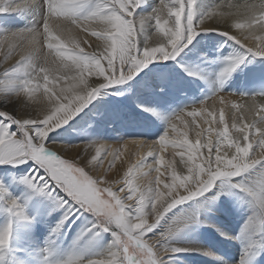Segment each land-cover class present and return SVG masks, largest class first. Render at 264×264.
Instances as JSON below:
<instances>
[{"label":"rangeland","instance_id":"obj_1","mask_svg":"<svg viewBox=\"0 0 264 264\" xmlns=\"http://www.w3.org/2000/svg\"><path fill=\"white\" fill-rule=\"evenodd\" d=\"M35 1L27 8L0 14V40L3 41V47H0V81L4 80L3 74L6 69L17 66L21 52L27 55L31 47L25 41L22 48L13 51L11 55L6 57L5 52L9 50L8 41L12 40V37L9 35L5 38L2 35L39 25L43 8L41 0ZM212 1L216 2L213 4ZM228 1H232L231 4L236 3L242 6L246 4L258 5L262 2V0H205L204 5L210 9L222 3L227 4ZM199 2L201 0H196L195 4L197 14H206L203 11V4ZM166 3H172V0H166ZM160 4L161 0H142L140 6L135 10L133 18L134 22H137V40L140 45L148 41L155 42L159 36L155 27L153 11ZM163 11L167 14V9ZM98 23L95 21L89 23L87 32L81 31L82 28H77L76 31L65 30L63 33L56 32L53 34L60 35L65 43H67L66 37L76 40L85 51H97L96 48L92 47L93 43L85 41L84 37L100 43L102 40L91 34L93 31H103ZM244 24V28L228 29L229 34H226V31H200L191 42L181 48L175 57L168 60H154L139 69L130 79L100 89L98 94L79 112L75 113L55 131L50 132L47 142L54 141L61 144L57 145V148L62 147V145L72 146L65 149L64 154L66 156L61 153L64 158L72 159L80 167L85 166L86 158L92 163L94 162L98 172H101L99 174L101 187H111L113 191H117L118 189L114 188L112 184L116 169L124 159L122 157L123 143L133 136L142 138L145 143L149 142L158 147L155 149L157 151L153 150L152 153L148 151L151 155L147 151L139 157L132 155V159L135 161L133 164L135 167L139 165V172H142V186L135 185V180H132V186L141 190L149 185L156 186V156L159 153L158 150L163 149L165 161L162 164V170L164 175L163 178H160L162 183L159 187L161 191H167L165 185L172 182L171 172L173 170L178 176L188 174L187 167L180 163L178 155L183 149L172 144L161 145L159 142V137L165 131H167L168 140L182 139L178 132L169 125L177 114L180 113L182 120L174 118L173 123L177 125V129L187 131L189 140L195 142L197 139L196 131L203 132L208 127V124L205 123L208 112L214 114L212 127L222 130L223 124L219 123V115L223 111L229 126L230 138L240 137L243 144V134L231 127L233 116H236L237 124L242 126L243 122L239 119L241 112L248 120H252L255 117L249 112V109L255 106V110H260V105H264V89H257L255 87L256 82L253 80L261 75L264 76V56H255L248 52L246 46L237 43L230 36L247 37L243 42L247 46H254L260 43L255 40L254 36H264V27L254 26L253 29L249 30L247 23ZM195 26L197 29L200 27L199 24ZM40 31L43 32L42 24ZM19 39V37L16 38L15 42H18ZM37 47L40 50L39 60L34 57L26 60L23 70L32 72L31 65L33 63L48 68L50 70L48 87L57 91L60 89V82L57 83L53 80L51 66L62 58L55 49L46 47L43 36L40 37ZM238 57H244L243 61L229 75L221 77V70L228 66L232 59ZM102 64L106 67V61H102ZM185 67L188 68V71ZM256 70H258V75L254 74ZM43 75L40 73L39 78L34 80V90L31 93L22 92L19 96L9 90L10 87L18 89V83L12 86L0 84V110L10 113L14 118H35L39 115L41 106L47 103ZM157 76L160 77L161 81L153 82ZM175 77L180 79L186 77L189 79L186 82L191 86L182 89L183 92L181 93L176 90L172 91L173 88L170 85L173 83L171 80ZM22 78V75L18 74L14 79L19 81ZM191 78L196 80L192 81ZM37 83L40 87L35 89ZM140 90L143 91L141 94L138 93ZM18 110L21 112V116H18ZM193 111L197 113L195 117L190 115ZM207 118L213 119V117ZM89 121L96 126L103 127L99 138L97 135L94 137V133L90 136L85 134L83 126ZM197 124L200 125L199 128H197ZM16 128L17 125L13 124V129ZM134 133L135 135H132ZM212 136L215 143V133ZM200 139L205 141L206 137L202 134ZM100 141L110 142L112 146L109 148L95 146ZM109 150H111L110 154L102 164L101 161H104ZM225 151L231 155L234 149L225 148ZM260 151L257 149L251 154L258 156ZM202 152L206 155L208 149H202ZM186 159L187 156L185 155ZM173 161H175L174 168H168V164ZM32 163L31 160L20 164L0 163V226L6 223L12 227L11 237L7 244L9 250L3 251L8 264H17L11 256L15 252L23 254L31 244L30 239L24 237L27 235L26 232L21 231L20 228H25L24 222L32 223L31 213L34 209L48 208L51 213L50 217L53 219L52 224L58 220L61 221L64 216L62 214L63 208L58 209L56 207L57 210L52 208L56 206L53 197L37 191L26 183L24 174L31 169ZM86 170L89 173L87 168ZM259 171L261 170L257 166L256 169L235 178H218L214 181V186L205 193L179 203L168 210L153 231L145 236L147 242L153 245L164 264H240L247 255V252H243L242 248L252 249L254 245H256L254 254L261 257L260 261L262 262L264 260V208L247 193L234 186L236 183L250 182ZM180 191L184 194L182 190ZM127 194L118 195L124 198ZM56 195L54 193V196ZM58 195L64 196L65 194L58 192ZM13 198L21 205L22 211L19 215L7 211L8 200ZM165 199L167 198L165 197ZM124 202L130 204L127 200ZM159 206L158 204V208ZM81 211L96 218L95 214L90 211L83 209ZM146 219L151 223L155 220V216L148 215ZM173 224L178 226L177 230L161 242L163 238L160 233L166 231ZM15 228L18 232L15 231ZM224 228H227L230 234H234V241L224 238ZM68 229V221H64L60 233L57 234L64 235L67 232L71 234L72 229ZM98 229L100 228L98 227ZM100 230L108 235H113L111 231ZM154 240H158L159 243L156 245ZM16 243L19 244V247L16 246ZM166 246L174 247L178 251L166 253L164 252ZM39 251L43 255H48L53 251V243L45 244L42 242ZM166 258L168 260L164 261ZM25 259L30 260L29 257H25Z\"/></svg>","mask_w":264,"mask_h":264},{"label":"snow or ice","instance_id":"obj_2","mask_svg":"<svg viewBox=\"0 0 264 264\" xmlns=\"http://www.w3.org/2000/svg\"><path fill=\"white\" fill-rule=\"evenodd\" d=\"M141 2L142 0H41L43 12L39 25L2 35L5 38L9 35L12 37V40L8 41L9 50L5 52L6 57L22 48L25 41L31 47L27 55L21 52L16 67L4 71V80L0 81V84L12 86L18 83V89L9 88L17 96L22 92L31 93L34 90V80L43 73L46 101L47 105L51 106V110L44 107L35 118H14L10 113L0 110V163L20 164L31 160L33 162L31 176L26 177L25 181L37 191L53 197L56 206L65 210L61 224L78 215L83 209L94 213L97 218L92 228L98 226L104 231H111L114 237L105 253L89 258L86 262L78 256L70 255L63 264H164L153 245L145 239L146 234L153 231L163 215L175 205L211 189L218 178H235L256 169L257 166L261 171L250 182L236 183L234 186L247 193L264 208V105H260V110H255V106L249 109L255 117L252 120H248L241 112L239 119L243 122L242 126L237 124V118L233 116L231 127L243 134V144L240 137L230 138L229 126L223 111L219 115V123L223 124L222 130L212 127L214 114L208 112L207 117L213 119L205 118L208 127L203 132L196 131L195 142L189 140L187 131L177 129V125L173 123L174 118L182 120L180 113L177 114L169 125L182 139L168 140L165 131L159 137V142L161 145L172 144L183 149L178 155L180 163L187 167L188 174L178 176L173 170L172 182L165 185L167 191L160 190L159 185L162 181L159 175L155 178L156 186L149 185L144 190L133 187L131 180L126 179L125 184L129 189L126 199L134 201L132 204H126L125 198L118 195L111 187H101L100 175L93 178L85 168L78 166L72 159L64 158L61 153L72 146L62 145L57 148V145L61 144L54 141L47 142L49 133L79 112L100 89L130 79L139 69L154 60H168L175 57L200 31H218L211 25L201 23L206 18H211L214 9L207 14L198 15L195 8L196 0H172L170 4L166 3V0H161L160 6L153 11V18L156 31L162 34V39L155 47L150 46L149 43L141 47L137 40V22H134L133 18ZM33 3L35 0H19V2L0 0V14ZM230 7L238 10L242 7L247 14L246 23L249 30L254 26L264 27V0L258 5H230ZM164 9H167V19L161 17ZM54 18H63L66 21L65 25H55L56 30L61 33L66 29L70 31L68 26L83 27L87 32L89 23L94 21L102 23L105 25L104 30L93 31L91 34L103 40V46L96 43L92 47L97 51L89 52L82 49L80 43L74 39L66 37L67 43H65L60 35L53 34L50 21ZM169 22L172 26L166 27ZM41 24L43 32L40 31ZM196 24L200 25L199 29ZM235 27L244 28L245 24L237 23ZM226 34H229V31H226ZM41 36L45 38L48 49H55L58 55L71 61V64H62L64 71L60 75L53 76V80L57 83L60 80L65 82L58 92L48 87L50 71L48 68L33 63L32 72L23 70L26 60L33 57L39 60L40 50L37 45ZM230 36L237 43L246 46L248 52L255 56H264V36H254L255 40L260 42L254 46H247L243 42L247 37ZM18 37L19 41L15 42ZM0 47H3L2 40ZM243 59L244 57L232 59L229 65L221 70L220 76L229 75ZM102 61H106V67L103 66ZM18 74L23 77L19 81L14 79ZM94 74L103 77V80H93L89 83L88 77ZM39 87L38 83L35 84V89ZM190 115L195 117L197 113L193 111ZM13 124L17 125L16 129H13ZM199 127L200 125L197 124V128ZM213 133H215V143ZM202 134L206 137L205 141L200 139ZM205 148L208 149L206 155L202 152ZM225 148H232L234 151L229 155ZM257 149L261 150L260 155L253 156L251 153ZM163 162V156H160L157 163L163 164ZM174 164L175 161L170 162L167 167L173 169ZM155 171L160 173L158 167ZM119 191L123 192L124 188L121 187ZM58 192H63L65 195L59 196ZM54 193L57 195L54 196ZM7 211L19 215L22 211L21 205L16 199H9ZM148 215H154L155 220L149 223L146 219ZM177 227L173 224L160 233L163 238L161 242L176 231ZM10 237L9 224L0 229V248L7 246ZM175 251L178 249L167 246L164 248L166 253ZM240 264L247 262L241 261Z\"/></svg>","mask_w":264,"mask_h":264},{"label":"bare ground","instance_id":"obj_3","mask_svg":"<svg viewBox=\"0 0 264 264\" xmlns=\"http://www.w3.org/2000/svg\"><path fill=\"white\" fill-rule=\"evenodd\" d=\"M215 2L216 1H212L211 3L214 4ZM199 3L203 4V7H204L203 11L206 12V14L210 10L214 9L213 15L211 16V18H206L201 23L206 24V25H211L214 29H216L218 31H227L230 28H236L235 25L237 23H245L247 20V14L244 13L242 7L239 10L235 7H230V5H237V6H242V5H239L236 3L231 4L232 1H228V3H227L228 5L222 3V4L218 5L217 7L210 8V9H207V7H205L206 6V5H204L205 0L204 1L201 0V2H199ZM33 13H34V11H33ZM166 15L167 14H165V12L163 11V13H161L162 19H167ZM57 24L65 25L66 21L64 19H59V21H56V19L51 20L50 21V27L52 28L53 33L58 32L56 30V27H55V25H57ZM98 24H100L99 26L101 27L102 30H104L105 25H103L100 22ZM171 26L172 25L170 22L168 25H166V27H171ZM68 28H70V30H75V31L78 29H81V28H82L81 31L84 30L83 27H78V26H68ZM84 39L87 42H92L93 45L97 43L96 41L87 39V37H84ZM156 39L157 40H155V42L148 41V42H146L140 46L143 47L147 43H149V45L153 46V47L157 46V43L162 39V34L159 33V36ZM100 44L103 46V44H104L103 40L100 42ZM100 50L102 51L103 48H101ZM61 58L62 59L60 61L55 62L56 64L55 65L52 64L53 66H51V74L53 76L60 75V73L64 71V69L62 67L63 63L71 64V61H68L66 59V57L61 56ZM55 69H59V71H53ZM186 69H187L186 71H188V68H186ZM257 71L258 70L254 71V74L258 75ZM192 73H195V72L192 71ZM88 79H89V83H91L93 80H103V77L94 74V75L89 76ZM194 79L192 80V78H191L192 81H194ZM158 80H160L159 76H157V78H155V80H153V82H157ZM188 80L189 79H186V77H183L181 79L179 77H175L174 79H172L171 82L173 84L170 85V87L173 88L172 91H174V90L179 91L178 93L183 92L182 89H184L185 87L191 86V85H188V83L186 82ZM253 80H255V82H256L255 87L257 89H264V76L261 75V76H259V78L253 79ZM59 82H60V85H59L60 87L63 86L65 83L63 80H60ZM180 90H182V91H180ZM57 91H59V89H57ZM169 91H171V90H169ZM142 92L143 91L140 90L138 93L141 94ZM44 107H47V109L49 111L51 110V106L47 105V103H46V104H43L41 106L40 111ZM18 116H21V112L19 110H18ZM105 122L108 123L106 120H105ZM83 128H84V132L86 135L90 136V135H92V133H94L93 136L96 137V135H97V138L100 137L101 131L103 130L102 126H100V125L96 126V124H94L91 121L86 122V124L83 126ZM104 135H107V134H104ZM132 135H135V133ZM101 137H103V136H101ZM144 143H145V140H143L142 138H139V137H134V136L128 140H125L123 143L124 149H123L122 157H124V159H123V162L120 165H118V167L116 169L117 170L116 175L114 176V180H113V184H112L114 186V188L118 189L116 192L118 194H121L122 196L126 195L129 192V189H128L127 185L125 184L126 179L131 180V182H132V180H135L134 181L135 185H138V186L141 185L142 186V176H141L142 172H139V168L135 167V165L133 164L135 161H133L132 155L135 157H139V156H142V153H144L145 151H147V152L151 151V153L154 152L153 150H155L158 147V146H153L149 142H146L145 144ZM95 146H97V147L105 146L106 148H109L112 146V143L106 142V141L105 142L100 141V143H97ZM162 150H160V149L158 150L159 153L156 156L157 160L159 159L160 156H163ZM110 151L111 150H109L108 153L105 155L104 161L103 160L101 161L102 164L105 162L106 157L109 156ZM155 151H157V150H155ZM160 151H161V153H160ZM64 152H62V154L64 156H66L64 154ZM146 155H148V154H146ZM149 155H151V154L149 153ZM152 158H154V157H152ZM157 160H156V168L158 167L160 169V173L159 174L157 172L156 173H157V175L160 176V178H163L164 172L162 170V164L157 163ZM163 160L165 161L164 158H163ZM83 167H85L86 172H87L86 168L89 170L88 174L93 176V178H96L97 175H99L101 173V172H98L94 162L92 163V161H90L87 158H86L85 166H83ZM131 167H132V171H131ZM31 169H32V167H31ZM31 169L26 174H24V179L26 177H30L28 175L31 174ZM130 171H131V173H129ZM132 185H133V183H132ZM121 187L124 188L123 192L119 191V189ZM124 198H125V200H127L126 196ZM127 202H129L130 204L134 203V201H128V200H127ZM56 207L57 206H55V207L53 206L52 208L56 209ZM57 208L62 209L59 207H57ZM50 214L51 213L48 211V208H46V207H43V208L41 207V208H39V210L34 209V211L31 213L32 218H33L32 223L29 222V224H28V223L24 222L25 228H20L21 231L26 232L27 235L24 237L30 239L31 244H30V246H28L27 250L25 252H23V254H19V253L15 252L11 256V258H13L17 264H63V261H65L70 255L78 256V257H80V259L82 261L86 262L87 259H89V258H92V257L97 256L99 254L105 253L108 250L111 242L114 239L113 235H108V234L104 233L103 231L98 229V226L96 228H92L91 226L96 224V218H94L92 215H89L88 213L84 214L82 211H80V213L78 215L73 216L72 218L67 220L68 225H69L68 230L72 229L71 234H69L68 232L64 235L63 234H57V233H60V228H62V224L60 223L59 220L56 221L55 224H52L53 219H52V217H50ZM62 214L65 215L64 209H62ZM59 218H62V217L59 216ZM80 219H81V221H78ZM8 225L9 224L4 223L0 226V229H3L4 227H6ZM11 230H12V227H11ZM15 231H16V228H15ZM228 231L229 230L227 228H224V230H223L224 238H226L229 241H234L233 240V238L235 237L234 234L232 235V234H230V231L229 232ZM16 232H18V231H16ZM158 240L157 241L154 240L156 245L159 243ZM30 241H28V242H30ZM42 242H44L45 244L53 243V251L51 253H49L48 255H43L39 251ZM243 245H244V243H243ZM16 246L19 247V244L16 243ZM22 247H25V246L22 245ZM4 248H5L4 250L2 248H0V264H8V263H6V260H5L6 257H4L5 254L3 253V251H7L9 249L7 248V246ZM255 248H256V245H254L252 249L247 248V247L242 248L243 252L244 251L247 252V255H246V257H244L243 261H246L247 264H264V262H263L264 260H262V262L260 261L261 257H257L258 255L255 256V254H254ZM257 252L259 253V251H257ZM25 257L26 258L29 257L30 260L27 261V259H25ZM167 260L168 259L166 258L164 261H167ZM209 264H214V263H209Z\"/></svg>","mask_w":264,"mask_h":264}]
</instances>
